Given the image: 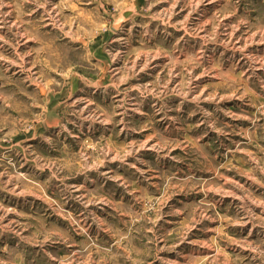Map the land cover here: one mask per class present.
<instances>
[{"label": "rangeland", "instance_id": "1", "mask_svg": "<svg viewBox=\"0 0 264 264\" xmlns=\"http://www.w3.org/2000/svg\"><path fill=\"white\" fill-rule=\"evenodd\" d=\"M35 3L3 0L0 7V37L19 34L16 47L0 48V85L6 91L17 90L9 79L26 92L39 86L32 75L38 70L33 52L38 44L25 39L24 30L35 31L39 23L40 32L60 31ZM55 3L63 9L65 40L79 45L87 26L85 54L103 58L109 45L122 54L111 67L131 71L127 79L120 73L121 79L109 85L112 95L97 96L94 105L70 90L66 97L34 105L35 111H59L58 101L67 99L83 115H90L89 108L112 114L115 138L97 132L84 137L76 153H95L101 145L112 157L129 147L135 152L86 172L79 162L74 168L69 162L56 176L54 164L42 167L37 157L47 162L61 157L38 137L19 133L11 144L0 137V151L14 145L17 159L25 158L18 175H0V259L10 264H264L254 259L257 250L264 251V112L258 111L264 103V31L250 32L244 19L255 22L264 14L261 0H106L103 11L114 14L115 31L95 21L91 9L97 0ZM51 46L65 60L73 55L70 48ZM59 79H72V69ZM82 84L79 77L73 80L74 89ZM158 86H163L160 97L151 94ZM26 92L18 93L17 112L29 99ZM126 95L133 104L136 98L143 101L140 111L121 115L117 104ZM161 106L169 117L187 121V136L163 112L153 113ZM82 123L86 130L113 127ZM135 158L145 161L140 172L128 166ZM65 185L72 188L67 199L61 192Z\"/></svg>", "mask_w": 264, "mask_h": 264}, {"label": "clouds", "instance_id": "2", "mask_svg": "<svg viewBox=\"0 0 264 264\" xmlns=\"http://www.w3.org/2000/svg\"><path fill=\"white\" fill-rule=\"evenodd\" d=\"M105 3L106 0H97L96 5L91 9V13L98 24H105L110 30L115 31V29L112 28V18L114 14L108 13L105 15L103 11ZM261 3L264 4V0H261ZM2 6L3 0H0V7ZM35 8L44 9L42 15L49 19L50 23L55 24L56 28L60 29V31L40 32L39 23H37L35 31L31 28L24 30V38L35 40L38 44V46H33L38 70L36 73H32V75L39 81V86L31 92H26V87L21 88L19 84L10 79L7 82L12 83L17 89L16 91H6L4 85H0V137L9 144L12 143L11 138L19 133L30 132L31 136L38 137L41 142L48 145L50 150L55 151L61 157V159H56L51 162L37 157V163L42 167H48L49 163L54 164V175L56 176H60L65 172V168L68 167L69 162L73 168L75 164L79 162L81 169L86 172L89 168L98 169L100 163L106 162L108 159L115 158L123 160L124 156H134L135 149L129 147L126 153L112 157L107 148L103 145L98 146L95 153H76L75 149L79 146L84 137H94L97 132H100L102 134L111 133L113 138H115L116 122L112 120V114L102 113L95 108H89L88 113L90 115H83L80 113L79 107H71L67 99L58 101L63 104V107L59 111H46L44 113H37L35 111L34 105L40 104L43 106L56 100L58 96L66 97L70 90L73 92V95L78 91L81 95V99L94 105L97 102V96L109 97L112 95V92L109 91V85L111 83H117L118 80L121 79L120 73H122L123 79H127L131 71L130 69H121L120 73H118L116 69L111 67L112 61L118 60V56L122 58V54L110 51L109 45H105L103 48V58H99L95 54L91 57L85 54L87 50L84 48V43L87 37L85 36L84 29L87 26H82L80 33L82 39L79 45H72L65 40L64 34L66 30L62 25L63 9L61 5L55 3V0H36ZM244 19L247 21L246 27L250 32L253 30L264 31V14L258 17L255 22L249 21L248 17ZM73 21L79 23L78 17L73 16ZM18 35V33L14 34L12 38L0 37V39L3 40V44H0V48H3L5 44L9 45V47H16V36ZM51 45L70 48L73 55L65 60L57 54L56 47H52ZM168 55L170 59L174 58L171 51ZM4 59H7V57H4ZM28 63H31V61ZM69 69H72V79H59V75L66 73ZM77 77L83 79L84 84L80 85L78 89H74L73 80ZM109 77H111V80H109ZM45 82L50 86H46ZM86 85H93V88L86 87ZM21 91L26 92L29 99L24 101V108L20 112H17V96ZM147 94H149L147 91L143 93V95ZM151 94L157 97L162 96L163 86L152 89ZM132 99L133 98L126 95L124 102L122 104H117V107L123 109L121 115L128 113L130 110L140 111L143 101L136 98V103L133 104L131 103ZM114 103L116 102L114 101ZM200 110L203 112L204 116L212 115L207 109ZM258 111L264 112V103H259ZM161 112L164 113V119H170L176 130L187 136L189 128L186 120L178 116L169 117L167 115V110L163 106L153 109L154 114ZM34 117H37L40 123H36ZM261 119H264V116H262ZM83 120H95L101 124L107 122L113 124V127L98 129L89 125L86 130L85 125L82 123ZM209 127L216 130L214 125H209ZM41 128L44 129L43 133L40 131ZM160 147L163 146H158V151ZM193 155L196 154L193 153ZM18 156H20V152L15 150L14 145L12 151L8 148H4L3 151H0V169H3L0 175L14 177L19 174V168L23 165L25 158L21 157L17 159ZM28 158H31V153H29ZM170 158L175 159L174 157ZM93 161H95V163H93ZM143 163H145V161L142 158H135V162L128 166L140 172L141 168L138 165ZM101 174L106 175V173ZM86 179L88 178L86 177ZM71 191L72 188L65 185L61 189V192L65 193L62 198H69L68 194H70ZM53 203H55V201ZM144 227H146V224ZM17 234H19L18 228ZM37 235L44 239H51V236L44 231L37 230ZM87 251L88 248H84L81 254L83 255ZM257 258L264 260V251L257 250V256L254 257V259ZM0 264H10V262L0 259Z\"/></svg>", "mask_w": 264, "mask_h": 264}]
</instances>
